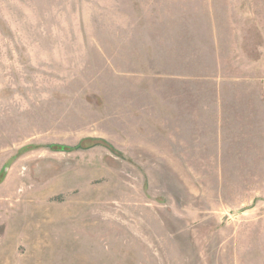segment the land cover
<instances>
[{"label":"rangeland","instance_id":"374dc122","mask_svg":"<svg viewBox=\"0 0 264 264\" xmlns=\"http://www.w3.org/2000/svg\"><path fill=\"white\" fill-rule=\"evenodd\" d=\"M0 264H264V0H0Z\"/></svg>","mask_w":264,"mask_h":264}]
</instances>
